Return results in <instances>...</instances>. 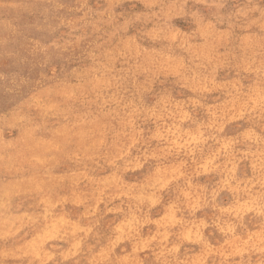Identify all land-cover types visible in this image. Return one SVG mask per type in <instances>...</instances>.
<instances>
[{
	"label": "rangeland",
	"instance_id": "rangeland-1",
	"mask_svg": "<svg viewBox=\"0 0 264 264\" xmlns=\"http://www.w3.org/2000/svg\"><path fill=\"white\" fill-rule=\"evenodd\" d=\"M0 264H264V0H0Z\"/></svg>",
	"mask_w": 264,
	"mask_h": 264
},
{
	"label": "bare ground",
	"instance_id": "bare-ground-1",
	"mask_svg": "<svg viewBox=\"0 0 264 264\" xmlns=\"http://www.w3.org/2000/svg\"><path fill=\"white\" fill-rule=\"evenodd\" d=\"M14 18H15V17H14ZM11 33H13V32H11ZM8 38H9V37H8ZM30 38H31V37H30ZM30 38H29V39H30ZM36 40H37V38H36ZM35 45H36V44H35ZM41 46H42V45H41ZM40 51H41V50H40ZM72 52H73V51H72ZM4 53H5V52H4ZM47 55H48V54H47ZM40 56H41V55H40ZM16 58H17V57H16ZM16 58H15V59H16ZM29 59H30V58H29ZM21 62H22V61H21ZM72 68H73V67H72ZM60 73H61V72H60ZM209 74H210V73H209ZM55 76H56V75H55ZM4 77H5V76H4ZM56 77H57V76H56ZM10 78H11V77H10ZM13 78H14V77H13ZM13 78H12V79H13ZM47 78H48V77H47ZM50 78H51V77H50ZM12 79H11V80H12ZM22 79H23V78H22ZM37 79H38V78H37ZM16 84H17V83H16ZM10 86H11V85H10ZM10 90H11V88H10ZM229 92H230V91H229ZM230 96H231V95H230ZM164 208H165V207H164ZM226 223H227V222H226ZM237 246H238V245H237Z\"/></svg>",
	"mask_w": 264,
	"mask_h": 264
}]
</instances>
